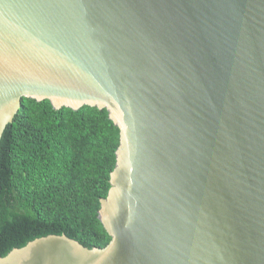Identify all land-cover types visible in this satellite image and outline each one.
Segmentation results:
<instances>
[{
	"label": "water",
	"instance_id": "obj_1",
	"mask_svg": "<svg viewBox=\"0 0 264 264\" xmlns=\"http://www.w3.org/2000/svg\"><path fill=\"white\" fill-rule=\"evenodd\" d=\"M23 99L118 129L110 242L0 264H264V0H0V140Z\"/></svg>",
	"mask_w": 264,
	"mask_h": 264
},
{
	"label": "trees",
	"instance_id": "obj_2",
	"mask_svg": "<svg viewBox=\"0 0 264 264\" xmlns=\"http://www.w3.org/2000/svg\"><path fill=\"white\" fill-rule=\"evenodd\" d=\"M118 145L105 110L23 99L0 140V259L47 236L104 249L97 215Z\"/></svg>",
	"mask_w": 264,
	"mask_h": 264
}]
</instances>
